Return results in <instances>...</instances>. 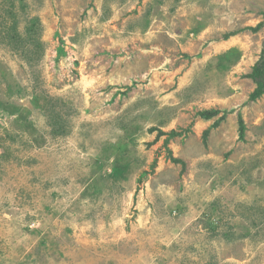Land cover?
Segmentation results:
<instances>
[{
  "label": "rangeland",
  "instance_id": "1",
  "mask_svg": "<svg viewBox=\"0 0 264 264\" xmlns=\"http://www.w3.org/2000/svg\"><path fill=\"white\" fill-rule=\"evenodd\" d=\"M260 22L264 0H0V264H264Z\"/></svg>",
  "mask_w": 264,
  "mask_h": 264
},
{
  "label": "trees",
  "instance_id": "2",
  "mask_svg": "<svg viewBox=\"0 0 264 264\" xmlns=\"http://www.w3.org/2000/svg\"><path fill=\"white\" fill-rule=\"evenodd\" d=\"M263 26H264V22H260L257 26L251 27V29L253 31H256ZM226 37H228V34L226 35ZM248 76L250 78H252L256 84V87L254 88V90L250 94V99L251 100H257L261 96L264 95V49L262 50L259 59L254 64L252 72ZM215 113H217V111L211 110V109L204 110V111L200 112L201 116H203L205 118H209L212 115H214ZM239 125H240V127H239L240 137L243 139L245 137L246 126H245L244 121L242 120L241 117L239 118ZM174 133H175V131L172 132V134H174ZM173 159H174V161H180L177 158H173Z\"/></svg>",
  "mask_w": 264,
  "mask_h": 264
}]
</instances>
